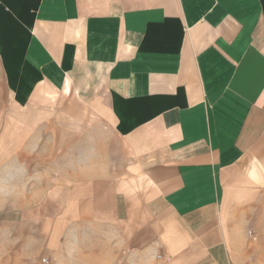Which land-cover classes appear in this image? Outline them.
I'll use <instances>...</instances> for the list:
<instances>
[{
	"label": "crops",
	"instance_id": "0c3cea01",
	"mask_svg": "<svg viewBox=\"0 0 264 264\" xmlns=\"http://www.w3.org/2000/svg\"><path fill=\"white\" fill-rule=\"evenodd\" d=\"M0 86L76 125L42 217L152 264H264V0H0Z\"/></svg>",
	"mask_w": 264,
	"mask_h": 264
},
{
	"label": "rangeland",
	"instance_id": "374dc122",
	"mask_svg": "<svg viewBox=\"0 0 264 264\" xmlns=\"http://www.w3.org/2000/svg\"><path fill=\"white\" fill-rule=\"evenodd\" d=\"M57 124L50 129L13 106L0 86V264H152L114 246L104 230L41 216L68 141L62 127L76 126Z\"/></svg>",
	"mask_w": 264,
	"mask_h": 264
}]
</instances>
